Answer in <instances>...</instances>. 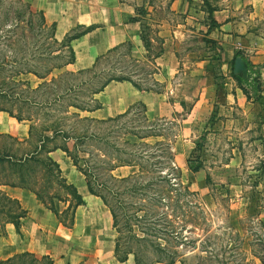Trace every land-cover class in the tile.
Instances as JSON below:
<instances>
[{
	"label": "rangeland",
	"instance_id": "rangeland-1",
	"mask_svg": "<svg viewBox=\"0 0 264 264\" xmlns=\"http://www.w3.org/2000/svg\"><path fill=\"white\" fill-rule=\"evenodd\" d=\"M21 1L39 10L28 0ZM189 1L192 3L186 12H176L158 1L149 15L145 8H137L141 38L143 36V45L148 49L144 57L133 55L132 42L126 40L116 49L100 55L92 70L67 73L71 69L54 68L46 79L51 76L58 79L50 91L49 87H43L46 89L43 94L46 97L60 94L59 99L50 104L51 109L22 105L21 113L32 114L31 120L27 119L29 126L32 122L38 124V117L42 119L46 111L51 115L45 117L48 123L61 118L66 128L73 126V132L94 131L108 139L103 145L110 154L115 152L112 144L127 150L132 148L138 161L146 165L156 163L163 174L167 171L168 161L166 143L160 148L152 144L159 140L169 142L175 164L181 171V180L189 189L185 194H177V190L166 188L172 197L165 198L159 207V212L163 211L169 217L178 214L182 219L172 217L177 220V231L186 238L180 246L182 254L172 264H264V12L250 21L253 30L245 37V34L239 36V27L229 36L215 30L208 32L207 4L201 0ZM207 1L212 4L216 0ZM244 9L242 14L251 11L249 6ZM161 19L166 20L164 26ZM82 29L78 26L69 33ZM25 33L22 37L16 36L14 47L0 43V48H41L44 52L53 49L54 55L44 61L27 60L28 64L41 66L65 61L70 56L68 40L58 45L49 42L47 32ZM160 48H177L176 54L172 55L173 65L166 74V70H158L154 61ZM222 48H234V53L239 52L235 71L245 78L251 77L249 69L246 70L247 65L250 67L248 62L254 64L259 75V90L246 87L249 95L243 92L241 84L232 76V58H222ZM159 72L167 75L166 79H159ZM24 76L20 75L25 79ZM120 76L162 92L167 104L177 102V109L170 115L149 117L145 105L136 103L117 120L97 122L80 119L85 115L78 108L66 105L70 101L92 105L89 100L91 87L99 86L109 77ZM27 80L36 86L42 79L30 77ZM79 80L85 82L78 83ZM74 83L78 85L63 91L64 87ZM41 93L32 94L42 97ZM12 110L18 111L15 101H12ZM129 131L142 137H135V143L126 144ZM149 132L160 135H145ZM0 133V149L17 146L11 137L4 135L10 133ZM90 141L78 143L80 155L87 156L86 152L94 150L95 143L90 145ZM23 146L28 145H20ZM92 158L100 162L96 156ZM188 159L200 162L201 168L191 172ZM125 165L117 166L112 172L126 175L131 170L129 165L133 164ZM135 168L137 170L138 165ZM98 172L101 171L98 169ZM99 175L103 179L106 177L102 172ZM123 204V209H132L127 200ZM135 204L137 209L139 204ZM80 208L87 213L85 206ZM124 234H127L125 229ZM129 255L133 256L132 253ZM92 260L94 255L88 264H95Z\"/></svg>",
	"mask_w": 264,
	"mask_h": 264
},
{
	"label": "trees",
	"instance_id": "trees-1",
	"mask_svg": "<svg viewBox=\"0 0 264 264\" xmlns=\"http://www.w3.org/2000/svg\"><path fill=\"white\" fill-rule=\"evenodd\" d=\"M204 2L207 4L210 22L213 23L212 11L216 6L209 4L207 0H204ZM88 28L85 27L75 33H67L62 40H58L54 34L55 22L47 21L42 10H34L28 3L21 0H0V43L4 44L5 47H14L13 45L17 43L16 36L26 35L25 31L36 32L37 34L47 32L46 37L50 38L49 42L62 45L68 40L66 44L70 46V40L85 32ZM142 39L144 41L143 36ZM117 47L109 49L108 52ZM7 49L9 52L6 51ZM69 50L70 56L65 61L41 66L28 64L27 60L44 61L54 55L52 54L53 49L44 52L41 48H0V110L7 111L19 120H31L32 114L21 113L22 105L26 107L30 105L38 106L39 109H51L50 104L57 101L60 94L46 97L43 94L46 89L43 87H49L48 91H50L51 85L57 81L58 77L51 76L50 79H46V77L54 68H60L73 61L74 50L71 46ZM238 54V51L235 52L231 60L232 76L241 84L243 92L249 95L246 87L259 90L258 70L254 69V64L249 61L250 67L247 65L246 70L249 69L250 78H245L240 73L234 72V60ZM98 58L100 56L96 58V61ZM93 65L76 71L69 70L67 73L92 70ZM28 72L42 79L38 85L32 86L29 80L20 77L21 74ZM111 79H127L139 89H148L124 76L109 77L99 86L91 87L89 100L93 102L92 105L75 101H70L66 105L87 110L100 106L101 102L95 97V93L101 90ZM83 82L85 81L79 80L78 83L83 84ZM78 83L64 87L63 91L73 89ZM34 92H37V94L42 92V97L34 96L32 94ZM12 101L17 103V112L12 110ZM136 103L141 102H134L124 112L115 116L95 118L85 115L79 118L97 122L117 120L128 113ZM141 104L144 106L143 103ZM71 114L79 115L78 112H72ZM48 116H51L50 113L45 111L41 116L42 119L40 116L38 117V124L32 122L28 129V136L24 139H18L11 134H4L11 137L17 146L0 149V170H2L0 184L30 189L56 215L59 222L65 227L72 228L76 208L84 203V198L76 185L68 181L62 174L59 163L49 154L50 150L61 148L72 159L77 169L84 174L88 190L98 195L110 210L112 225L116 231L114 242L116 259L125 261L128 255L132 253L135 264L174 263L182 254L180 246L186 238H184L185 235L177 231V220L172 217L175 216L181 221L182 219L178 214L169 217L163 211L159 212V207L165 198L172 197L166 188L169 191L177 190V194H185L189 192V189L181 180V171L179 166L175 164L169 142L159 140L152 144L156 148H160L163 147V143H166L168 161L167 171L163 174L157 169L156 163L146 165L138 161L133 156L132 148L127 150L112 144L115 152L111 151L112 154H110L104 148L103 143H108V139H105L103 135L94 131L73 132V126L66 128L61 118L51 120L49 123L46 122L48 118L45 117ZM127 134L126 144H131V141L135 143V137H142L135 131H129ZM149 134L160 135L156 132H149L145 135ZM58 138L60 141H57ZM86 139L92 141L89 142L90 145L95 143L94 150H89V152H86L87 156H82L79 154L80 148L77 145ZM70 141H73L72 144ZM142 143L148 145L146 142ZM22 144L28 146L26 148H24L25 146L20 147ZM93 155L100 162L94 160ZM80 160H82V163H80ZM194 161L196 160L188 159L187 165L191 172L201 168V163L196 161V164H194ZM125 164L138 165V169L126 175H115L112 172L117 166ZM98 169L106 175L105 179L100 177L99 173L101 172H98ZM125 200L132 206V209H128V211L123 209L125 208L123 204ZM135 203L139 204L137 209ZM25 215L26 209L19 200L8 195L0 188V219L2 220L0 225L12 222L19 231L21 220ZM124 229L127 234H124ZM138 231H141V234ZM0 264H53V259L49 254L37 255L32 251L24 250L0 258ZM77 264L88 263L82 261Z\"/></svg>",
	"mask_w": 264,
	"mask_h": 264
},
{
	"label": "crops",
	"instance_id": "crops-1",
	"mask_svg": "<svg viewBox=\"0 0 264 264\" xmlns=\"http://www.w3.org/2000/svg\"><path fill=\"white\" fill-rule=\"evenodd\" d=\"M28 1L33 8L43 11L47 21L55 22L54 34L59 40L78 26H82L83 29L89 27L70 40L74 59L64 67L71 70L91 67L97 57L126 40L132 42L133 55L144 57L148 49L143 45L141 38L140 19L139 16L136 17L140 13H137V8H145L146 14L149 15L155 8V2L158 1L176 12H186L192 3L189 0ZM212 5L216 6L212 11L214 22L207 24V31L212 33L215 30L217 33L229 36H232L239 27V36L245 34L243 36L245 37L247 32L253 30L250 21L264 12V0H216ZM247 6L251 8L250 13L242 14ZM161 21L164 26L166 20L161 19ZM176 50L177 48H160L154 56L158 70H166V74L167 69L173 65L172 55L176 54ZM233 50L234 48H222V58H232ZM23 75L25 79L30 77L41 79L31 72ZM165 76L167 75L161 74L159 79H166ZM95 97L101 105L91 110L79 109L83 115L95 118L115 116L124 112L134 102L143 103L149 117L170 115L177 109V102L167 104L162 92L139 89L127 79H111L95 93ZM28 129L27 119L19 120L8 112L0 110V132L10 133L22 139L28 136ZM49 154L59 163L62 174L67 180L76 185L85 204L76 208L73 226L68 229L30 189L0 184L2 190L16 197L26 209L19 231L12 222L0 225V258L28 250L37 255L49 254L53 264H77L82 261L91 263L92 255L95 264H135L133 256L130 255L125 261L116 259L115 231H113L111 213L102 199L88 190L83 173L76 169L73 161L61 148L52 149ZM129 167L130 172L136 170L135 165ZM82 205L87 208V213L80 208Z\"/></svg>",
	"mask_w": 264,
	"mask_h": 264
},
{
	"label": "water",
	"instance_id": "water-1",
	"mask_svg": "<svg viewBox=\"0 0 264 264\" xmlns=\"http://www.w3.org/2000/svg\"><path fill=\"white\" fill-rule=\"evenodd\" d=\"M236 62H237V58H235V60H234V72H236L235 70H236Z\"/></svg>",
	"mask_w": 264,
	"mask_h": 264
}]
</instances>
